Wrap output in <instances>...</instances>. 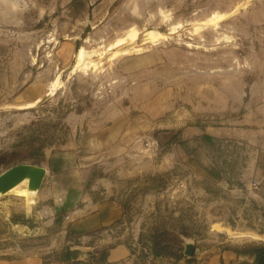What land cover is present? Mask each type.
Wrapping results in <instances>:
<instances>
[{"label": "rangeland", "instance_id": "rangeland-1", "mask_svg": "<svg viewBox=\"0 0 264 264\" xmlns=\"http://www.w3.org/2000/svg\"><path fill=\"white\" fill-rule=\"evenodd\" d=\"M263 151L264 0H0V174L92 157L85 192L123 210L99 254L262 250L248 168ZM34 200L0 195V260L80 245Z\"/></svg>", "mask_w": 264, "mask_h": 264}, {"label": "crops", "instance_id": "crops-1", "mask_svg": "<svg viewBox=\"0 0 264 264\" xmlns=\"http://www.w3.org/2000/svg\"><path fill=\"white\" fill-rule=\"evenodd\" d=\"M58 162L59 160L52 161V164L42 167L46 173L37 193L39 206L36 212L39 217L50 219L49 222L56 217L62 218V228L66 229L65 232L70 234L72 240L80 244L75 246L80 249L75 255L76 260L71 258L69 248V261L57 264H89L106 243L105 237L109 236L108 232L121 220L122 206L116 199L105 196L96 200L85 192L86 174L89 173L87 169L95 164L92 157L79 159L74 167L59 166L61 170L55 171L53 165ZM248 171L249 187L264 200V151L258 153L250 162ZM102 186L106 189L105 184L102 183ZM257 250L247 244L194 248L191 256L186 257L182 254L183 258L177 264H257ZM88 256L92 258L86 261ZM105 257V264L133 263L131 250L123 242L108 247ZM0 264L48 263L42 256L32 255L1 259Z\"/></svg>", "mask_w": 264, "mask_h": 264}, {"label": "water", "instance_id": "water-1", "mask_svg": "<svg viewBox=\"0 0 264 264\" xmlns=\"http://www.w3.org/2000/svg\"><path fill=\"white\" fill-rule=\"evenodd\" d=\"M45 173L46 171L42 167H36L26 164L13 166L0 174V193H6L26 178L28 179L27 186L29 189L39 190ZM193 250V246L187 245L183 250V255L189 257L192 255ZM78 251H80L79 248H71L70 254L73 260L77 259V256L75 255L78 254ZM91 258V256H88L85 260L89 261Z\"/></svg>", "mask_w": 264, "mask_h": 264}, {"label": "bare ground", "instance_id": "bare-ground-1", "mask_svg": "<svg viewBox=\"0 0 264 264\" xmlns=\"http://www.w3.org/2000/svg\"><path fill=\"white\" fill-rule=\"evenodd\" d=\"M135 34V33H134ZM150 35L152 36V38L153 37H157V33H155V32H151L150 33ZM158 36H159V34H158ZM161 36V35H160ZM159 36V37H160ZM134 37H135V35H134ZM164 37V36H163ZM162 37V38H163ZM132 38H133V36H132ZM149 38H150V36H149ZM151 38V39H152ZM165 38V37H164ZM158 39V38H157ZM153 40V39H152ZM118 43H120V41L118 42ZM119 45V44H118ZM115 46H117V45H115ZM81 54H79V56L80 57H78V58H82V52H80ZM80 60H78V62H79ZM81 62V61H80ZM78 64H81V63H77V65ZM84 67H87V66H84ZM57 81V80H56ZM55 83V82H54ZM56 84H57V82H56ZM56 84H53V88H55V86H56ZM60 85V84H59ZM51 86V85H50ZM52 88V87H51ZM49 90H50V88H49ZM54 90V89H53ZM52 90V91H53ZM54 92H55V90H54ZM53 92V93H54ZM51 93V92H50ZM51 95H53V94H51ZM35 105V104H34ZM30 105H27V106H24V107H22L23 108V110L24 109H29L30 107H29ZM22 108H20V109H22ZM27 184H28V179L26 178V179H24L23 181H21L19 184H17L16 186H14L13 188H11L9 191H7L6 193H0V195H13V196H16L17 198H21V199H23L25 202H27V210H29L30 211V209H31V206H33L34 205V202H35V200H34V198H35V196L37 195V193L39 192V190H33V189H29L28 188V186H27ZM253 237L255 238V239H258V238H260V237H258V236H255V235H253Z\"/></svg>", "mask_w": 264, "mask_h": 264}, {"label": "trees", "instance_id": "trees-1", "mask_svg": "<svg viewBox=\"0 0 264 264\" xmlns=\"http://www.w3.org/2000/svg\"><path fill=\"white\" fill-rule=\"evenodd\" d=\"M154 251H155L154 255L156 257L161 256V254H163V255L165 254L164 251L161 249H156ZM105 256H106V251L103 254L98 253L97 257H95L90 264H105V258H106ZM181 258H183L182 254L179 257H177L176 259H177V261H179ZM66 261H69V254L68 253H66L65 259L61 262H66ZM257 264H264V250L258 251Z\"/></svg>", "mask_w": 264, "mask_h": 264}, {"label": "flooded vegetation", "instance_id": "flooded-vegetation-1", "mask_svg": "<svg viewBox=\"0 0 264 264\" xmlns=\"http://www.w3.org/2000/svg\"><path fill=\"white\" fill-rule=\"evenodd\" d=\"M262 250H264V248H263ZM259 251H260V250H259Z\"/></svg>", "mask_w": 264, "mask_h": 264}]
</instances>
